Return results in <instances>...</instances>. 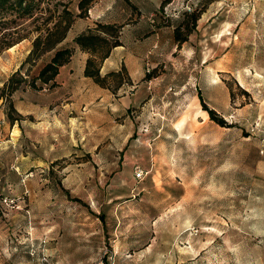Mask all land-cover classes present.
<instances>
[{
  "label": "rangeland",
  "instance_id": "1",
  "mask_svg": "<svg viewBox=\"0 0 264 264\" xmlns=\"http://www.w3.org/2000/svg\"><path fill=\"white\" fill-rule=\"evenodd\" d=\"M27 1L0 9V264H264V0ZM64 8L72 63L32 88ZM95 21L120 30L101 69L141 78L82 75Z\"/></svg>",
  "mask_w": 264,
  "mask_h": 264
},
{
  "label": "trees",
  "instance_id": "2",
  "mask_svg": "<svg viewBox=\"0 0 264 264\" xmlns=\"http://www.w3.org/2000/svg\"><path fill=\"white\" fill-rule=\"evenodd\" d=\"M87 2L88 0H77V6L82 8ZM29 6L30 3L27 0H0V9L16 8L20 14L27 13L29 11ZM197 16L198 14L194 12V10L189 13L192 23L196 20ZM71 19L72 13L64 8L62 20H55L50 26L44 29L43 34L37 32V34L33 36L30 42V48L26 54V59H34L38 54L46 50H51V54L48 60L38 69L36 75L29 80V85L32 88H37V86L46 84L47 86H52L58 66L68 60L71 48L64 45L58 46L57 44L64 38L71 23ZM180 26L181 25L176 24L172 28L173 39L176 42L182 41L188 33V28H186L185 32H180ZM119 32V26L116 24L95 21L94 27L78 32L72 37L73 44L89 53V56H87L83 62L81 70L82 75L90 77L94 83L101 87L107 86L106 77L109 75L116 76L118 75L119 69H124L123 66H120L117 70L110 69L102 74L99 72L100 62L108 55L110 48L121 44ZM11 43L12 42L5 43L4 47L9 46ZM10 79L11 78L4 81L0 88V91H3L5 89L4 87L9 84L5 95L2 96L0 94V97L7 100L8 103L10 102L8 99L9 92L15 88L14 85H11ZM35 80L37 83L34 82ZM115 84H117V82ZM196 95L201 107L206 111L208 117L219 125H225V122L221 118L215 116L211 108L206 107L199 92H196ZM8 121H12L11 117L8 118Z\"/></svg>",
  "mask_w": 264,
  "mask_h": 264
},
{
  "label": "crops",
  "instance_id": "3",
  "mask_svg": "<svg viewBox=\"0 0 264 264\" xmlns=\"http://www.w3.org/2000/svg\"><path fill=\"white\" fill-rule=\"evenodd\" d=\"M222 34V33H221ZM214 36H216V34L214 35ZM217 40V39H216ZM221 44L223 45V46H225L226 45V42H221ZM116 46H120V45H116ZM116 46H114V47H116ZM113 48V47H112ZM77 50L78 49V51L80 50L78 47H74V50ZM128 54V56L127 55H125L124 57H122L121 59H117L116 61H114V63H112V64H110V65H108V68L110 67V68H115V67H117V66H119L120 64H122L124 67H125V69H126V73H127V75H128V77L130 78V79H139V78H141L142 77V73H141V71H140V66H141V64H142V61L139 59V58H136V57H132V55L130 54V53H127ZM69 58H71V55L69 56ZM108 58H109V53H108V55L106 56V57H104L102 60H101V62H102V64L101 65H99V71L100 72H104V70H102L101 68H103V65H105V62H110L109 60H108ZM84 62V61H83ZM100 62V63H101ZM71 63H72V60L71 59H68L66 62H64V63H62L61 65H59L58 66V68L59 67H69L70 65H71ZM107 64V63H106ZM82 66H83V64L81 65V70H82ZM57 71H60L59 69L57 70ZM68 72L69 70L68 69H66V70H62L61 71V73H64V72ZM57 74V73H56ZM205 114V113H204ZM176 125H177V123H176Z\"/></svg>",
  "mask_w": 264,
  "mask_h": 264
},
{
  "label": "built area",
  "instance_id": "4",
  "mask_svg": "<svg viewBox=\"0 0 264 264\" xmlns=\"http://www.w3.org/2000/svg\"><path fill=\"white\" fill-rule=\"evenodd\" d=\"M142 175H143V170L140 167H138L137 165H135L132 168V177L135 179H138V178H141Z\"/></svg>",
  "mask_w": 264,
  "mask_h": 264
}]
</instances>
